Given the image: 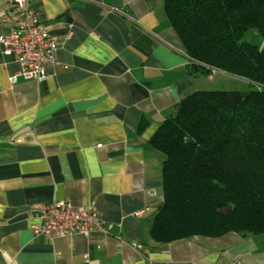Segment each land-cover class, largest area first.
Segmentation results:
<instances>
[{
  "label": "crops",
  "instance_id": "0c3cea01",
  "mask_svg": "<svg viewBox=\"0 0 264 264\" xmlns=\"http://www.w3.org/2000/svg\"><path fill=\"white\" fill-rule=\"evenodd\" d=\"M29 5L59 55L45 80L13 82L20 64L0 51V264H264V233L151 236L165 160L151 138L180 101L223 72L190 71L165 0ZM13 10L0 0V35ZM57 200L94 206L108 233L36 234L40 208Z\"/></svg>",
  "mask_w": 264,
  "mask_h": 264
},
{
  "label": "trees",
  "instance_id": "16d2710c",
  "mask_svg": "<svg viewBox=\"0 0 264 264\" xmlns=\"http://www.w3.org/2000/svg\"><path fill=\"white\" fill-rule=\"evenodd\" d=\"M165 9L192 73L217 69L259 87L197 90L152 136L165 160L151 236L264 233V48L243 40L252 28L264 36V0H165Z\"/></svg>",
  "mask_w": 264,
  "mask_h": 264
},
{
  "label": "built area",
  "instance_id": "2783aa9c",
  "mask_svg": "<svg viewBox=\"0 0 264 264\" xmlns=\"http://www.w3.org/2000/svg\"><path fill=\"white\" fill-rule=\"evenodd\" d=\"M14 6L6 18L11 24L8 33L0 35V51L13 56L20 70L10 77L16 81L22 75L26 79L45 80L48 65L58 63L59 42L42 23L38 14L29 5V0H7ZM41 223L34 227L36 234L47 237L89 235L93 229L108 233L98 210L91 205L76 206L67 200L45 203L40 208ZM139 248L141 244L134 242ZM237 264H242L240 261Z\"/></svg>",
  "mask_w": 264,
  "mask_h": 264
},
{
  "label": "rangeland",
  "instance_id": "374dc122",
  "mask_svg": "<svg viewBox=\"0 0 264 264\" xmlns=\"http://www.w3.org/2000/svg\"><path fill=\"white\" fill-rule=\"evenodd\" d=\"M243 40L250 41L252 43L259 45V47L264 48V36L257 28L250 29L244 35ZM217 75L218 76L215 78V80L210 81L207 90L210 91L239 90V91L248 92L250 90H254L259 87L257 84L252 83L244 78L237 77L225 72H219Z\"/></svg>",
  "mask_w": 264,
  "mask_h": 264
},
{
  "label": "water",
  "instance_id": "95a60500",
  "mask_svg": "<svg viewBox=\"0 0 264 264\" xmlns=\"http://www.w3.org/2000/svg\"><path fill=\"white\" fill-rule=\"evenodd\" d=\"M230 209H231V207H227L226 209H223L222 212L227 215L229 213Z\"/></svg>",
  "mask_w": 264,
  "mask_h": 264
}]
</instances>
